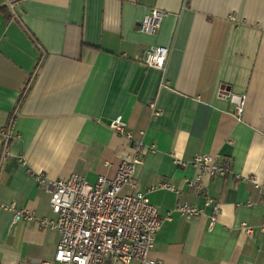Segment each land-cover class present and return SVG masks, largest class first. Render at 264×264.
<instances>
[{"label": "crops", "instance_id": "0c3cea01", "mask_svg": "<svg viewBox=\"0 0 264 264\" xmlns=\"http://www.w3.org/2000/svg\"><path fill=\"white\" fill-rule=\"evenodd\" d=\"M153 8L161 25L142 32ZM158 45L169 49L164 70L145 62ZM230 92L246 96L241 119ZM118 115L144 142L137 189L163 219L150 257L264 264V0H0V206L35 216L14 222L0 207V264L55 263L60 232L38 219L57 214L35 175L114 177L128 143L109 127ZM197 153L233 170L203 174L206 195L186 183L195 168L175 162ZM162 182L181 193L152 189ZM207 196L220 203L213 226ZM184 202L201 213L188 218Z\"/></svg>", "mask_w": 264, "mask_h": 264}, {"label": "built area", "instance_id": "2783aa9c", "mask_svg": "<svg viewBox=\"0 0 264 264\" xmlns=\"http://www.w3.org/2000/svg\"><path fill=\"white\" fill-rule=\"evenodd\" d=\"M164 16L162 10L151 9L141 21L140 30L156 33ZM168 52L165 46H151L147 50L145 62L164 70ZM228 100L234 106L236 117L241 119L246 96L230 92ZM150 108L153 116L161 113L155 101L150 103ZM109 127L128 141L114 177L101 175L96 182L91 183L78 173L64 179H49L40 173L35 175L39 184L50 192V205L57 214L56 220L38 219L41 225L56 228L60 232L54 264H161L152 259L150 254L163 219L148 194L137 189L136 172L143 161L144 142L134 137L122 115L113 118ZM2 133L8 139L12 136L6 129ZM6 154L8 152L5 150L3 155ZM175 162L181 167L192 165L195 168V174L187 178L186 183L194 192L204 195L207 192L202 181L203 174L226 177L233 173L231 163L222 162L218 155L197 153L191 160L175 158ZM125 186L134 191L123 193ZM256 186L264 196V182ZM155 188L181 193V190L166 182L152 187ZM206 200L213 209L210 222L213 226L221 210L220 203L208 196ZM0 207L14 212V222L35 219L31 211L17 207L16 203ZM176 209L188 218L201 213L200 209L186 202L178 203ZM242 225L248 234L252 233L251 227Z\"/></svg>", "mask_w": 264, "mask_h": 264}, {"label": "trees", "instance_id": "16d2710c", "mask_svg": "<svg viewBox=\"0 0 264 264\" xmlns=\"http://www.w3.org/2000/svg\"><path fill=\"white\" fill-rule=\"evenodd\" d=\"M8 1L11 2L12 0H8ZM1 9L5 13L6 18L9 19L11 17V11H10V8L8 7V5L3 6ZM10 142H11V138L8 139L9 144H10Z\"/></svg>", "mask_w": 264, "mask_h": 264}]
</instances>
